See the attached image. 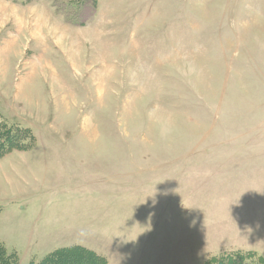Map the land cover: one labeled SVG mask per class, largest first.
Returning a JSON list of instances; mask_svg holds the SVG:
<instances>
[{
    "label": "rangeland",
    "instance_id": "374dc122",
    "mask_svg": "<svg viewBox=\"0 0 264 264\" xmlns=\"http://www.w3.org/2000/svg\"><path fill=\"white\" fill-rule=\"evenodd\" d=\"M0 118L13 264H264V0H0Z\"/></svg>",
    "mask_w": 264,
    "mask_h": 264
},
{
    "label": "trees",
    "instance_id": "16d2710c",
    "mask_svg": "<svg viewBox=\"0 0 264 264\" xmlns=\"http://www.w3.org/2000/svg\"><path fill=\"white\" fill-rule=\"evenodd\" d=\"M28 129L10 126L0 118V158L14 150H21L32 143ZM15 255L8 254L0 244V264H13ZM39 264H106V260L95 252L82 247L58 250L45 257Z\"/></svg>",
    "mask_w": 264,
    "mask_h": 264
},
{
    "label": "crops",
    "instance_id": "0c3cea01",
    "mask_svg": "<svg viewBox=\"0 0 264 264\" xmlns=\"http://www.w3.org/2000/svg\"><path fill=\"white\" fill-rule=\"evenodd\" d=\"M107 197L108 196L105 195L104 198H107ZM90 198H91V194H88L86 196H77V197L74 198L75 199L74 201L75 202L76 201H81L82 202L81 205H82L83 208L90 209V206H92V203H93V207L96 208L97 207L96 200L95 201H91ZM99 201H101V200H99ZM54 206H55L54 202L49 203L46 207H44L43 211L39 215L38 214L35 215L36 219L41 220V222H45L46 216L49 214V212H51L52 210H54V209H52V207H54ZM68 223L71 224V223H73V221H69ZM49 224L52 225L53 222H50ZM60 242H62V241H60ZM67 242H69V241H64V243H67ZM68 245L71 246V245H78V244H75V243L66 244V245L65 244H62L59 247L60 248L61 247L62 248L63 247H68ZM79 246H81V245H79Z\"/></svg>",
    "mask_w": 264,
    "mask_h": 264
},
{
    "label": "bare ground",
    "instance_id": "6f19581e",
    "mask_svg": "<svg viewBox=\"0 0 264 264\" xmlns=\"http://www.w3.org/2000/svg\"><path fill=\"white\" fill-rule=\"evenodd\" d=\"M2 12V11H1Z\"/></svg>",
    "mask_w": 264,
    "mask_h": 264
}]
</instances>
